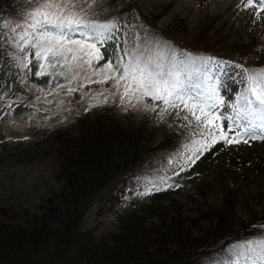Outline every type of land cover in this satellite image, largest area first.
Returning <instances> with one entry per match:
<instances>
[{
	"label": "trees",
	"instance_id": "obj_1",
	"mask_svg": "<svg viewBox=\"0 0 264 264\" xmlns=\"http://www.w3.org/2000/svg\"><path fill=\"white\" fill-rule=\"evenodd\" d=\"M107 2L106 9L99 15L106 22H119L131 8L130 0ZM27 8L28 0H0V18L20 21ZM158 20V17L140 20L135 34L146 32L167 42L178 52L200 57L211 55L245 67L264 66V56L258 57L260 53L253 52L250 44L241 42V51L236 52L237 55L233 49L220 53L215 46L218 45L216 36L212 34V41L204 49H197L191 40L170 34L171 25L176 20L167 26L160 25ZM183 28L189 27L177 25L174 31ZM205 33L209 35L210 30L202 28L193 36L203 41ZM132 42L133 38L127 39V46L131 47ZM245 55L249 58L245 59ZM124 59L126 62L127 57ZM190 71L203 73L207 68L196 65ZM80 105L78 102V107L64 119L67 122H63V125L75 128L73 134L58 138L61 146L60 173L65 177V186L59 193L61 207L47 204L45 210L35 213L34 219L15 224L11 223L14 217L9 216L18 214L20 210L12 205L13 209L0 205V264H212L213 259H227L229 247L264 235V212L249 208L246 218L237 216L236 209L244 204L242 198L245 196L241 195L239 188L228 183V178L234 180L237 174L215 162L216 168L209 169V180H199L195 194L190 195V204H197L194 209L198 212V218H193L192 223L201 225L208 222L209 228L201 229L198 235L191 232L186 221L188 218L181 217L183 211L176 205L177 199L173 198L177 192L166 187L165 183L160 185L163 190L155 195L158 203H154L153 211L164 219L160 225L148 227L146 217L132 214L120 218L118 232L95 240L81 226L89 209L97 205L101 211L113 210L128 190L144 189L143 182L153 177L167 178L163 161L182 152L190 136H186L187 132L182 129L163 130V122L155 123L153 128L149 124L152 111H145L141 106H128L124 112L112 107L90 116L89 111ZM155 121L153 119V123ZM43 127L49 129L52 125L46 122ZM152 152L160 154V160L151 156ZM210 194L221 197L222 209L206 208L200 202V199H208ZM221 241L223 243L219 244Z\"/></svg>",
	"mask_w": 264,
	"mask_h": 264
},
{
	"label": "rangeland",
	"instance_id": "obj_2",
	"mask_svg": "<svg viewBox=\"0 0 264 264\" xmlns=\"http://www.w3.org/2000/svg\"><path fill=\"white\" fill-rule=\"evenodd\" d=\"M246 3L247 0H130V10L117 22L119 25L117 35L123 46L125 40L133 38L140 20L147 21L158 17L159 24L164 26L176 20L171 25L170 34L179 39L191 40L197 49H204L207 43L212 41L210 36L213 34L218 42V45H215L216 50L220 53L228 52L230 49H233L235 54L239 53L241 51L239 44L244 42L250 44V49L260 53L258 57H261L264 56V12L259 8H246ZM107 5V0H95V3L88 8L89 12L95 13L90 19L97 23L106 22L99 15ZM256 13H259L260 19L256 18ZM5 23H8V28L3 27ZM15 24L14 21L0 18V45H3L0 48V89L8 93L3 100H0V205L2 208L13 206L20 210L18 214L9 216L14 217L11 223L17 224L34 219L35 213L45 210L47 204L52 203L55 208L61 207L62 198L58 197L65 186V177L60 173L61 146L58 138L73 134L75 128L72 125H63V122H67L64 119L71 114V110L78 107L77 103L80 102V107L89 111L90 116L112 107H118L119 111L124 112L129 105L127 103L122 105L119 95H112L115 89L112 88L111 80L105 83H89L86 79L89 75L86 69L81 70L79 79L75 80L61 76L55 79L49 76L38 78L27 71L21 72L14 66L9 55L15 51L9 41L13 35L10 29ZM177 25L189 28L174 31ZM202 28L204 30L208 28L210 33L209 35L205 33L203 41H200L201 39L198 40V36L193 34ZM74 38L79 39L78 36ZM112 48V43L101 48L105 60L109 58ZM246 58L249 56L245 55ZM105 60L99 61L93 67L98 68L105 63ZM231 64L238 63L231 61ZM34 65L35 61L30 65L33 73L36 71ZM56 70L63 71L59 67L50 69V71ZM238 71L239 69L234 67L228 69L230 74ZM21 77H24L27 83H23ZM91 79L96 81L99 77L92 76ZM198 80L201 82V92H203L202 77L193 75V81ZM229 83L231 90L227 94L221 89V95L225 96L226 101L232 99L234 91L242 87L231 81ZM58 84L63 87H57ZM69 88L76 90L69 94ZM37 89L44 91L40 92ZM100 92L105 94L108 103H99L103 99L98 96ZM17 100H22L23 103L19 106L13 104L12 109L6 106L9 101ZM144 103L157 105V111L151 112L152 116L149 115L151 119L149 124L153 128L155 123L163 122L166 127H162L163 130L168 129L172 132L182 129L187 132L186 136H190L188 144L191 140L200 138L196 134L198 130H194V124L189 125L182 119L185 112L173 110L171 115L161 119L158 115L159 109L163 107L161 102L145 98ZM89 105L93 106L89 107ZM176 111H180L179 117L175 115ZM153 119H156L154 123ZM46 122L52 127L49 129L43 127ZM224 127L227 131L226 121ZM233 134L229 133V136ZM150 154L156 160H160V154L155 152ZM198 155L199 159L191 163L189 159L191 154L184 148L179 154L167 157L163 161L168 174L166 187L177 192L173 198L177 199L176 205L183 211L181 217L188 218L186 221L194 235H198L203 228H209L210 224L192 223L191 220L198 216V212L194 209L197 204L192 202L190 204V195L195 194V185L199 180H209V169L216 168L214 167L216 163L228 168L225 170H232L237 174L234 180L228 178L229 185L239 188L241 195L245 196L242 198L244 204L236 209L237 216L246 218L249 215V208L264 212V140L249 139L247 143L241 141L231 145L219 141L210 151ZM148 158L150 156H147ZM142 191L144 189L128 190L113 210L101 211L97 205L92 206L82 220V230L89 231L95 240H99L118 232L120 218H127L132 214H142L146 217L148 227L160 225L164 219L158 217V212L157 215L153 212L156 207L154 203L157 191L154 190L150 195H140ZM200 202L205 204L206 208H223L221 197H213L211 194L208 199H200ZM151 223L153 224L150 225ZM251 240L253 239L248 238L244 242ZM222 243L223 241L219 242ZM170 247L174 248V245Z\"/></svg>",
	"mask_w": 264,
	"mask_h": 264
},
{
	"label": "snow or ice",
	"instance_id": "obj_3",
	"mask_svg": "<svg viewBox=\"0 0 264 264\" xmlns=\"http://www.w3.org/2000/svg\"><path fill=\"white\" fill-rule=\"evenodd\" d=\"M94 3L95 0H28V8L21 20L10 29L13 35L9 41L15 51L9 55L14 66L38 78L49 76L55 79L61 76L71 80L79 79V72L86 69L89 83L111 80L115 89L112 95H119L122 105L127 103L133 108L141 106L145 111L156 112V104L144 103L145 98H151L163 105L158 112L161 119L171 115L173 110L185 112L182 119L189 125L194 124V130H198L196 134L200 137L185 145L191 154V163L199 159L198 153L210 151L219 141L231 145L241 141L247 143L249 139L264 140V66L245 67L211 56L178 52L167 42L155 39L146 32L141 35L133 33L131 47L127 46V40L122 46L117 35L119 25L115 20L97 23L90 19L95 13L89 12L88 8ZM245 7L259 8L264 12V0H247ZM256 18L260 19L259 13H256ZM3 27L8 28V23ZM77 36L79 39L74 38ZM109 43L113 44V48L105 60L101 48ZM101 60L105 63L98 68L93 67ZM33 61L34 73L30 67ZM196 65L207 68L203 73H195L197 77H202L203 92L201 82H194V74L190 71ZM58 67L63 71H50ZM230 67L239 71L230 74ZM92 76L99 79L93 81ZM21 81L27 83L24 77ZM229 81L242 87L226 101L221 89L227 94L231 90ZM57 87L63 85L58 84ZM75 90L69 88L68 92L71 94ZM37 91L43 92L44 89ZM7 94L0 89V100ZM98 96L103 97L99 103H108L103 92ZM22 103V100L9 101L6 106L12 109L13 104L19 106ZM180 111L175 112L177 117ZM229 133L234 134L229 136ZM166 181L164 176L147 179L142 184L144 191L139 194L150 195L154 190L161 191L163 188L160 185ZM227 251V259H213L212 264H241L242 261L244 264H264V235L233 245Z\"/></svg>",
	"mask_w": 264,
	"mask_h": 264
},
{
	"label": "bare ground",
	"instance_id": "obj_4",
	"mask_svg": "<svg viewBox=\"0 0 264 264\" xmlns=\"http://www.w3.org/2000/svg\"><path fill=\"white\" fill-rule=\"evenodd\" d=\"M121 3H123L122 1H121ZM124 5V4H123ZM59 198V197H58ZM88 199V198H87ZM91 201V200H90ZM60 202V201H59ZM85 202V201H84ZM87 203V202H86ZM86 205V204H85ZM54 206V205H53ZM76 207V206H75ZM82 207V206H81ZM78 208V207H77ZM80 209V208H79ZM78 209V210H79ZM77 211V210H76ZM6 212H8V211H6ZM81 213V212H80ZM41 214V213H40ZM39 214V215H40ZM51 215V214H50ZM57 215V214H56ZM84 215V214H83ZM85 216V215H84ZM41 217V216H40ZM43 217V216H42ZM51 217V216H50ZM54 217V216H53ZM81 218V217H80ZM48 219V218H47ZM63 219V218H62ZM122 220V219H121ZM45 221V220H44ZM64 221V220H63ZM36 223V222H35ZM59 223V222H58ZM9 224V223H8ZM27 224V223H26ZM52 224V223H51ZM24 225V224H23ZM30 225V224H29ZM35 225V224H34ZM21 226V225H20ZM57 226H60V225H57ZM10 227V226H9ZM56 228V227H55ZM61 229H62V227H61ZM78 229V228H77ZM32 230V229H31ZM47 230H48V228H47ZM52 230V229H51ZM46 231V230H45ZM53 231V230H52ZM34 232V231H33ZM41 232V231H40ZM56 232V231H55ZM45 233V232H44ZM48 233V232H47ZM57 235V234H56ZM52 236V235H51ZM59 236V235H58ZM44 237V236H43ZM58 238V237H57ZM61 239V238H60ZM58 240V242H59V238L57 239ZM12 243H14V242H12ZM13 246V245H12ZM7 249V248H6ZM23 250V249H22ZM13 251H14V249H13ZM201 251V250H200ZM25 251H23V253H24ZM10 256H11V254H10ZM16 257V256H15ZM15 257H14V260H15ZM24 257V256H23ZM7 258V257H6ZM20 258V257H19ZM20 261H23V260H20Z\"/></svg>",
	"mask_w": 264,
	"mask_h": 264
}]
</instances>
